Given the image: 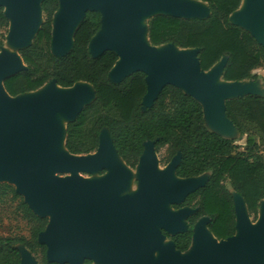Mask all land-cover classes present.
I'll list each match as a JSON object with an SVG mask.
<instances>
[{
    "label": "water",
    "instance_id": "1",
    "mask_svg": "<svg viewBox=\"0 0 264 264\" xmlns=\"http://www.w3.org/2000/svg\"><path fill=\"white\" fill-rule=\"evenodd\" d=\"M44 1L0 0L9 21L7 44L12 49L3 48L0 52V183L13 184L29 209L38 217L48 219L45 230L38 235V242L47 248V261L264 264V201L260 203L259 218L254 224L244 198L230 189L236 233L218 240L208 229L210 218L202 217L193 229L189 250L182 253L173 242L163 244V231L171 235L186 232L185 221L197 209L170 211L168 205L183 203L206 185L210 174L178 178L180 153L165 169H159L155 142L148 141L138 167L139 189L132 195H122L131 174L107 129L101 131L95 153L74 155L66 149V128L62 120L74 122L96 100L91 84L78 82L64 88L51 80L37 91L16 97L7 92L5 80L28 70L20 51L32 46L43 25ZM89 12L101 15V27L88 46L91 56L98 58L108 51L117 55L118 61L108 74L112 83H121L137 72L145 75L147 91L142 100L143 111L153 106L166 86H174L201 104L209 131L229 140L242 139L239 129L227 117L226 103L248 95L264 97V90L259 93L246 80L225 81L227 56L205 71L201 67L200 49H180L174 44L158 47L148 38L151 18L165 15L207 19L211 16L207 3L200 0H60L52 24L53 56L65 57L73 50L76 32ZM229 23L250 33L264 47V0H246L243 8L241 5L230 15ZM105 169L109 173L99 180L80 175ZM17 248L21 254L19 264H38L27 247L18 245Z\"/></svg>",
    "mask_w": 264,
    "mask_h": 264
},
{
    "label": "trees",
    "instance_id": "2",
    "mask_svg": "<svg viewBox=\"0 0 264 264\" xmlns=\"http://www.w3.org/2000/svg\"><path fill=\"white\" fill-rule=\"evenodd\" d=\"M200 1L208 4L209 18L155 16L148 21L150 43L158 47L174 44L180 49H200L201 67L205 71L227 56L225 81L255 78L253 72L264 66V47L250 33L229 23L230 15L239 9L242 0ZM59 2H43L44 23L32 46L20 51L28 70L5 80L7 92L16 97L37 91L51 80L64 88L78 82L91 84L96 100L66 127L65 146L71 154L95 153L101 131L107 129L120 158L135 167L145 143L154 141L157 151L167 147L169 161L181 154L176 169L178 177L186 179L210 174L206 185L190 194L185 202V205L199 207L198 214L191 216L190 222L207 216L210 218L208 229L218 240L233 236L236 215L230 189L244 198L249 216L257 220L260 203L264 201V97L248 95L226 103L227 117L244 135L242 152L235 141L208 130L201 104L179 88L166 86L153 106L143 111L142 100L147 91L145 75L137 72L121 83H112L108 74L118 61L117 55L108 51L93 58L89 52V43L101 27L99 13H87L76 32L74 48L67 56L57 58L52 55V24ZM8 28L9 21L0 7V29ZM4 37L0 36V49ZM44 51L45 66L35 58L37 53ZM95 110L103 113L88 127L89 115ZM110 111L114 116L107 113ZM84 128L87 140L79 142L76 131ZM8 194L21 199L19 209L31 225V238L0 236V264L20 263L18 245H24L36 256L41 255L40 264H59L47 261V248L38 242V235L45 230L48 219L35 215L14 187L0 185V195ZM192 236L193 230L174 236L176 248L181 252L188 251Z\"/></svg>",
    "mask_w": 264,
    "mask_h": 264
},
{
    "label": "rangeland",
    "instance_id": "3",
    "mask_svg": "<svg viewBox=\"0 0 264 264\" xmlns=\"http://www.w3.org/2000/svg\"><path fill=\"white\" fill-rule=\"evenodd\" d=\"M245 4H246V1L244 4H242V8L245 6ZM43 22H44V13L42 14V24H43ZM145 23H147V21ZM8 31H9V28L8 29H0V36H3V35L5 36L3 46L0 49V52L2 51L3 48H7L9 50L11 49V47H9L7 44ZM13 51H17V50H13ZM35 58L37 59V61L40 62V64H42L44 66L46 65V58L47 57H46L45 51L41 52V53H37L35 55ZM253 75L255 76V78L250 79V80H246L245 83L246 84H248V83L254 84L256 86L257 90L259 91V93H262V91L264 90V66L256 69L253 72ZM101 113H103V112L100 110H95L89 115L88 127H91L93 125V123L101 115ZM107 113H109L111 116H114L113 111H110ZM62 122L64 124V127L66 128L68 122L66 120H62ZM241 136H242V139L237 138V139L233 140V141H235V143L237 145H239V151L240 152L244 151V149H245V145L243 143V140H244L243 136L244 135L241 134ZM76 137H77V141H79V142L87 140V130L85 128L84 129H78L76 131ZM263 155H264V151H263ZM157 157H158V168L161 170L165 169L167 167L166 166L167 163L169 162L167 147L160 149L157 152ZM121 161H119V162L121 163ZM126 168L132 173V179L128 182L126 188L122 191L121 194L122 195H132L139 188V182H140L139 172H138V170L130 169L127 166H126ZM108 173H109V169H105L102 171H96V172H92V173L82 172V173H80V175L86 179H89V180H99V179L103 178V176L108 174ZM207 174L209 175V173H207ZM59 175L60 176H67L68 174H59ZM2 184H8V185L15 188V186L13 184H10L8 182H1L0 185H2ZM19 196H21V195H19ZM21 198L24 201V198L22 196H21ZM20 201H21V199L14 198L12 194L0 195V236L1 237L24 236L27 239L31 238V225L23 217V214H22L21 210L19 209ZM178 204L182 205V203H172V204L168 205V209L170 211H178V210L187 208V207H183L181 209H176L175 206H178ZM258 218H259V216H258ZM250 220L252 223H254V224L256 223V220H254L252 217H250ZM185 225L188 228V223L186 221H185ZM195 226L193 229H195ZM171 242L172 241L169 240L168 237L165 235V239L163 240V244L167 245ZM33 256L37 260L38 264H40L41 260H42V256L41 255L36 256L34 254H33ZM155 256L156 257L158 256L157 253ZM88 261L89 262L85 263V264H98L95 260H88Z\"/></svg>",
    "mask_w": 264,
    "mask_h": 264
},
{
    "label": "flooded vegetation",
    "instance_id": "4",
    "mask_svg": "<svg viewBox=\"0 0 264 264\" xmlns=\"http://www.w3.org/2000/svg\"><path fill=\"white\" fill-rule=\"evenodd\" d=\"M55 13H56V11L54 12V15H55ZM54 18V17H53ZM144 151H145V145H144ZM155 152H156V154H157V150H156V145H155ZM143 154H144V152H143ZM142 154V155H143ZM176 156V155H175ZM174 156V157H175ZM142 157V156H141ZM141 157L139 158V161H138V163H137V165L135 166V167H131V166H129L125 161H123L124 162V164H125V166H127L128 168H130V169H136V170H138V167H139V165H140V159H141ZM173 157V158H174ZM172 158V159H173ZM157 159H158V157H157ZM171 159V160H172ZM171 160L167 163V165L171 162ZM166 165V166H167ZM130 172V171H129ZM130 174H131V177H130V179H129V181L132 179V173L130 172ZM107 175V174H106ZM106 175H104L103 177H105ZM177 176V175H176ZM178 177V176H177ZM178 178H180V177H178ZM183 179V178H182ZM128 181V182H129ZM140 183V182H139ZM139 189V188H138ZM188 198V197H187ZM187 198L185 199V201L182 203V205H178V206H175V208L176 209H181V208H183V207H190V208H192V209H197V212L192 216V217H195L197 214H198V211H199V207H195V206H188V205H185V202H186V200H187ZM192 217H189L188 219H187V223H188V230L186 231V232H188L189 230H193V228H194V226L196 225V223L199 221V219H201L202 217H200V218H198V219H196V221L194 222V223H192V222H190V218H192ZM203 217H205V216H203ZM186 232H184V233H186ZM163 233H164V235H166L167 237H168V239L169 240H171L173 243H174V245H175V242H174V240H173V237L174 236H176V235H170V234H168L167 232H165V231H163ZM191 244H192V240H191ZM191 244H190V246H191ZM175 248H176V245H175ZM177 249V248H176ZM178 250V249H177ZM189 250V249H188ZM179 251V250H178ZM187 252V251H186ZM182 253H185V252H182ZM87 261L88 260H86V262L85 263H87Z\"/></svg>",
    "mask_w": 264,
    "mask_h": 264
},
{
    "label": "bare ground",
    "instance_id": "5",
    "mask_svg": "<svg viewBox=\"0 0 264 264\" xmlns=\"http://www.w3.org/2000/svg\"><path fill=\"white\" fill-rule=\"evenodd\" d=\"M245 1H246V0H243V1H242V3L244 4V3H245ZM241 5H242V4H241ZM60 148H61V146H60Z\"/></svg>",
    "mask_w": 264,
    "mask_h": 264
}]
</instances>
